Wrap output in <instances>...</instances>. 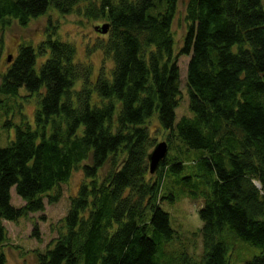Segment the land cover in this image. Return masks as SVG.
Instances as JSON below:
<instances>
[{
    "label": "trees",
    "instance_id": "trees-1",
    "mask_svg": "<svg viewBox=\"0 0 264 264\" xmlns=\"http://www.w3.org/2000/svg\"><path fill=\"white\" fill-rule=\"evenodd\" d=\"M82 2L87 15L108 21L105 33L97 30L107 37L93 48L111 69L94 79L76 46L50 33L36 46L19 44L0 73V264H9L3 222L43 211L45 197L57 201L78 169L84 179L64 229L39 264H229L227 236L260 249L245 264H264V0L185 2L180 53L190 56L193 116L177 124L181 75L171 28L180 0H0V57L13 20L26 26L51 7L70 14ZM155 115L171 132L169 150L173 140L187 150L179 146L151 174ZM193 150L202 155L191 166L209 188L194 235L202 238L198 258L174 245L162 207L176 199L167 179L190 165Z\"/></svg>",
    "mask_w": 264,
    "mask_h": 264
},
{
    "label": "rangeland",
    "instance_id": "rangeland-1",
    "mask_svg": "<svg viewBox=\"0 0 264 264\" xmlns=\"http://www.w3.org/2000/svg\"><path fill=\"white\" fill-rule=\"evenodd\" d=\"M185 2V0H180L178 3L171 28L175 38V55L178 57L181 75L180 104L176 109V124L184 116H193L190 109L187 83V66L190 56L180 53L185 44L189 25ZM86 7L87 3L82 2L70 14H62L51 7L44 15L32 19L26 26H21L18 21L13 20L12 24L6 26L3 31L4 47L0 57V73L7 68L10 57L17 54L19 44L31 43L36 46L41 41L46 40L50 33L76 46L78 60L91 64L94 79L104 67L111 69L112 60L105 55L102 49L93 48L96 42L107 37V35L98 32L96 28L108 23V21L87 15ZM36 108V100L32 99L27 102L25 111L30 117H33ZM150 127L156 144L158 142L169 144L171 132L161 127L157 115L151 119ZM2 132L4 133V131ZM179 146L186 152L185 145L173 140V148L168 153L169 158L173 157ZM201 155V151L193 150L189 156L192 158L189 161L190 165L187 164L188 166L178 175L174 174L167 179V187L174 191L176 199L174 202L166 201L162 204L163 209L170 214L171 226L176 232L177 237L174 245L188 249L190 253H195L197 258L202 253V238L200 234L197 237L194 235L203 226L199 217V209L205 204L203 192L208 191L209 188L199 167L191 165L197 163L196 160ZM188 175H192V178L188 181L184 180L183 178ZM83 179L82 169L74 171L70 180L59 187L60 192L57 201L50 202L49 198L45 197V209L43 211L31 213L18 221L5 220L3 222L8 233L7 246L3 252L6 254L9 264H39L38 255L45 252V249L52 245V242L58 238L64 229V218L68 214L71 197L77 194ZM12 191L13 203L16 206H22L24 201L17 196L14 188ZM191 192L197 194L199 198L192 197ZM53 194H55V190ZM36 229H38V234L35 233ZM227 240L231 247L229 264H245L260 253L258 247L246 241L236 240L228 236Z\"/></svg>",
    "mask_w": 264,
    "mask_h": 264
},
{
    "label": "water",
    "instance_id": "water-1",
    "mask_svg": "<svg viewBox=\"0 0 264 264\" xmlns=\"http://www.w3.org/2000/svg\"><path fill=\"white\" fill-rule=\"evenodd\" d=\"M108 27L109 24L103 25L102 26L103 32H106ZM9 60L11 61L12 57H10ZM168 150H169V146L167 142H160L155 146V148L149 155L151 173H155L157 171L161 162L166 158Z\"/></svg>",
    "mask_w": 264,
    "mask_h": 264
}]
</instances>
